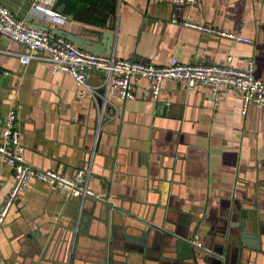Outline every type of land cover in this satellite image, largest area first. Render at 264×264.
<instances>
[{"label": "crops", "instance_id": "crops-1", "mask_svg": "<svg viewBox=\"0 0 264 264\" xmlns=\"http://www.w3.org/2000/svg\"><path fill=\"white\" fill-rule=\"evenodd\" d=\"M32 3L0 0L17 21L41 26ZM53 8L69 17L55 32L97 43L110 33L117 59L225 65L230 57L264 79V4L254 0H55ZM24 53L0 35V130L14 110L28 163L70 177L88 170L87 187L117 209L32 180L0 230V264H264V109L250 103L242 115L237 91L214 103L207 86L184 81H164L152 99L143 81L133 100L110 96L95 137L98 104L70 75L51 74L38 52L21 63ZM87 75L91 85L103 80ZM11 182L0 159V203ZM175 236L201 246L178 254Z\"/></svg>", "mask_w": 264, "mask_h": 264}, {"label": "built area", "instance_id": "built-area-1", "mask_svg": "<svg viewBox=\"0 0 264 264\" xmlns=\"http://www.w3.org/2000/svg\"><path fill=\"white\" fill-rule=\"evenodd\" d=\"M161 1L179 5L197 2V0ZM254 2L258 6L264 4V0H254ZM54 3L55 0H33L32 3V11L48 27L29 26L22 21H17L9 10L0 4V35L28 50V53L20 55L21 63L27 64L33 57L32 54L38 52L41 55L39 58L49 62L51 74L70 75L79 87L80 93L91 97L98 104L95 137H97L106 105H112L110 96L115 95L121 100H133L134 88L143 81L148 83L149 95L152 99L158 98L164 81H184L188 88L196 85L207 86L214 103L221 99L223 90L237 91L241 98L242 115L246 113L250 103H255L264 109V79L253 74L251 64L241 70L230 66V57L227 58L225 65L184 63L172 57L167 64L156 65L130 59H117L113 55L85 50L52 29L69 21L68 15L53 8ZM185 24L194 26L187 22ZM203 29L220 37L251 42L249 38L237 36L232 32ZM89 71L103 73L100 84L91 85L87 82ZM24 150L20 131L16 126V114L14 110H10L0 130V159L12 170V182L0 203V230L10 208L28 189L32 180L53 185L56 189L67 192L69 196L82 199L99 198L86 185L88 170H78L74 176L70 177L51 169H38L25 160ZM191 241L195 242L192 239ZM196 245L201 246V243L197 242Z\"/></svg>", "mask_w": 264, "mask_h": 264}, {"label": "water", "instance_id": "water-1", "mask_svg": "<svg viewBox=\"0 0 264 264\" xmlns=\"http://www.w3.org/2000/svg\"><path fill=\"white\" fill-rule=\"evenodd\" d=\"M41 26L46 27L45 24H41ZM57 32V31H56ZM57 34L59 35H64L67 38H69L70 40L74 41L76 44L85 47L87 49H91L93 51L96 52H101V53H105L108 54L110 52V33H104L103 34V38L102 40L97 43V42H91V41H84L78 38H75L72 35H68L65 32L59 31L57 32ZM97 200L101 201L102 203H104L109 209L113 208V209H117L116 206H113L112 204H110L105 197H99L97 198ZM171 234V233H170ZM176 238V251L178 254H183V255H187L190 250H188V247L192 246V247H196L195 244L191 243L190 241H188L185 238H181L180 236H175ZM184 257H189V256H184Z\"/></svg>", "mask_w": 264, "mask_h": 264}]
</instances>
